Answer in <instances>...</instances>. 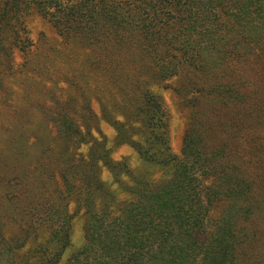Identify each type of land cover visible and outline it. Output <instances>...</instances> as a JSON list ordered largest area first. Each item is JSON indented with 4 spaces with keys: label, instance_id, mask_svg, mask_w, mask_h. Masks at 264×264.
<instances>
[{
    "label": "trees",
    "instance_id": "obj_1",
    "mask_svg": "<svg viewBox=\"0 0 264 264\" xmlns=\"http://www.w3.org/2000/svg\"><path fill=\"white\" fill-rule=\"evenodd\" d=\"M33 12L52 34L33 38ZM18 55L25 106L3 99ZM169 88L187 112L181 157L169 151ZM0 99L13 135L2 162L39 150L25 165L33 181L16 172L0 196L9 264H59L74 200L86 249L65 264H264V0H0ZM18 112L27 129L10 125ZM120 148L168 177L149 184L115 159ZM106 170L135 178L131 199Z\"/></svg>",
    "mask_w": 264,
    "mask_h": 264
},
{
    "label": "rangeland",
    "instance_id": "obj_2",
    "mask_svg": "<svg viewBox=\"0 0 264 264\" xmlns=\"http://www.w3.org/2000/svg\"><path fill=\"white\" fill-rule=\"evenodd\" d=\"M31 11L28 10L25 14L30 13ZM37 15H33L30 17V28L33 31V38L36 40L39 36V34L43 31L46 34H52L53 29L51 25L37 12H33ZM32 13V14H33ZM37 26V27H35ZM40 38V37H39ZM33 48H35L33 46ZM23 64V60L21 58V55L17 57V60L15 62L14 69H18V72L14 71V76L15 79H19L18 81L15 82V85L13 84V89L14 93L9 96L8 98L3 99L7 101H11L12 103L19 101L21 104L24 106L26 105L24 100H19L18 96L22 94V88L21 84H19V81L24 77V75L21 76V65ZM163 103H164V111H165V117H164V122L167 124L170 123V135H169V151L171 152L172 155H175L174 157H181V151L183 150L182 148L184 147V137L187 129V112L183 108V99L181 95H179L174 89H164L163 92ZM5 109L2 104V99H0V196L6 202V200L10 199L8 198V195L6 194V190L4 189L7 185L6 181H10L14 179L13 183L16 181V178L14 177L15 173L20 174V179L21 176L25 178L27 183H31L34 179V177L30 174H28L29 168L26 167L25 165L29 163L30 158H34L35 156H39V150L36 148H31L28 149L27 152V159L23 160V164H20L19 166L13 167L11 166L13 161L9 160L8 164H5L2 162L3 157H5L4 152L2 147H5L6 141L11 138L13 135L12 133H7L5 128H1L2 120L5 117L4 113ZM22 112L18 113H11V119H10V125H13L14 128L18 129L21 131L20 127L23 129H27L29 125H26L25 119L20 118L18 115ZM43 119L41 114H36L35 117L32 119V122L30 124V128L32 129L35 125H37L41 120ZM14 121H17V126L13 124ZM44 123V122H43ZM43 123L41 126H37L33 130V135H37L39 133H44V125ZM40 125V124H39ZM43 125V126H42ZM40 127H42L40 129ZM15 132V131H14ZM31 133V131H28ZM109 135L112 134V131L108 132ZM16 135V132H15ZM113 136V135H112ZM2 151V152H1ZM124 156L130 157L129 160L131 159V164L132 167L135 169V173L138 169H143V171L139 174L143 176L145 180L150 184H156L157 181H163L165 177H168V174L165 173V167H163L162 164L158 165H151L150 163H146L143 160L139 158L138 153L135 150H131L130 148H120L117 150L115 153V159H121ZM9 159V158H7ZM165 166V165H164ZM147 171L151 176L147 174ZM129 177L125 175H121L120 181L121 182H115L112 173L108 170L105 171L104 176L105 179L107 180V183L111 185V187L116 190L118 193V199H131L132 196L130 195V192L127 191L126 186H134L135 185V178H133L131 175L126 174ZM143 180V179H141ZM45 192V188H44ZM29 195V194H28ZM28 195H22L24 199H29ZM5 198V199H4ZM75 201V200H74ZM71 206V211L76 212V216L74 217L73 221V227L70 232V241H69V246L67 249L64 251L63 256L60 259L59 264H65L67 260H69L72 256L73 253L82 250L85 245H86V239H85V226H86V216L84 212V208H77V206L74 204ZM1 204V201H0ZM37 217L45 216L42 212L39 211H34V214ZM26 216L27 213H26ZM10 223V222H9ZM9 228H6V231H8ZM11 240L10 233L6 235V242ZM7 246H2L0 245V248H6ZM86 249V248H84ZM83 249V250H84ZM12 254L6 253L3 255H0V264H9V262L12 260L11 257Z\"/></svg>",
    "mask_w": 264,
    "mask_h": 264
}]
</instances>
